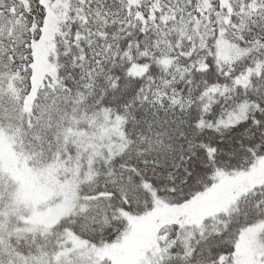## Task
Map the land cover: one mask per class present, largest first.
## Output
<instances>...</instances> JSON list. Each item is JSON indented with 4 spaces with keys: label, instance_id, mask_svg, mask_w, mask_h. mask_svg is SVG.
<instances>
[{
    "label": "snow or ice",
    "instance_id": "1",
    "mask_svg": "<svg viewBox=\"0 0 264 264\" xmlns=\"http://www.w3.org/2000/svg\"><path fill=\"white\" fill-rule=\"evenodd\" d=\"M0 264H264V0H0Z\"/></svg>",
    "mask_w": 264,
    "mask_h": 264
}]
</instances>
